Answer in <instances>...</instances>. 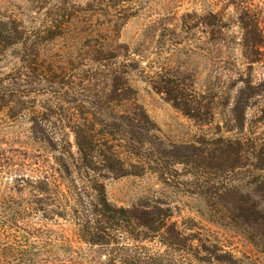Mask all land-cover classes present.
<instances>
[{"label": "rangeland", "instance_id": "obj_1", "mask_svg": "<svg viewBox=\"0 0 264 264\" xmlns=\"http://www.w3.org/2000/svg\"><path fill=\"white\" fill-rule=\"evenodd\" d=\"M241 7L264 29V0H0V21L24 31L28 49L37 51L50 80H62L64 101L61 111L53 112L51 131L63 144L66 163L76 165L66 178L75 181L80 217L93 220L106 243L89 247L79 240L77 227H64L76 248L67 258L83 264L108 259L133 264V256L140 259L136 264H227L224 251L232 256L230 264H264V251L222 227L205 200L228 185L252 192L255 173L247 165L253 160L231 177L212 171L207 162L210 152L218 154L221 139L239 138L250 146L264 134V33L240 31ZM210 11L219 13L223 33H210L213 25L204 18ZM21 50L0 56V78L18 65ZM163 81L173 85L182 105L200 114L197 120L156 90ZM136 108L154 125L149 144L143 143L152 157L143 160L147 165L128 156L126 136L112 119L131 116ZM29 127L28 119L14 122L0 114V192L29 174L27 167L16 166L30 161ZM72 127L89 141L84 151L92 164L81 159ZM192 147L199 156L185 165L170 156L176 148ZM101 193L111 208L127 212L124 220L99 214L95 204ZM131 212L156 219L157 225L136 227L127 219Z\"/></svg>", "mask_w": 264, "mask_h": 264}, {"label": "trees", "instance_id": "obj_2", "mask_svg": "<svg viewBox=\"0 0 264 264\" xmlns=\"http://www.w3.org/2000/svg\"><path fill=\"white\" fill-rule=\"evenodd\" d=\"M249 10L248 7L237 9L240 31L264 33L261 23L254 15L249 14ZM204 18L209 19L213 25L210 33L225 31L220 21H216L220 19L219 13L210 11ZM29 40V36L24 31H19L13 22L0 21V56L17 47L22 49L16 57L18 65L0 78V114L4 113L14 122L28 119L30 127L27 140H31L27 152L29 163L25 166L21 160L16 165L20 169L27 167L28 176L17 177L9 192H0V264H83L69 258V255L76 254V248L65 237L64 227H77L79 240L89 247H102L106 243H103L101 236L92 228L93 220L86 218V221H82L80 217L78 204L73 196L75 181L66 178L68 174L75 173L76 165L66 163L62 154L63 144L55 131H51L50 120L53 112L61 111V103L64 101L61 98L62 80L56 77L57 81H51L54 79L38 62L37 51L28 49ZM247 86L250 88L251 85ZM156 90L167 94L168 102L175 109L197 120L200 114L195 115L187 106L182 105L178 100L180 96L171 83L158 82ZM113 94L115 100L120 97L116 90ZM5 111L11 115L8 116ZM112 119L115 121V128H120V132L126 136L128 156L140 165H147L143 164V160H150L152 157L147 154L143 143L149 144L147 135L154 128L151 121L139 108H136L131 116ZM78 128L72 127V132L78 152L82 155L81 159H85L87 155L84 148H90L84 146H88L89 141L83 138L85 136ZM262 135L263 137L251 140L250 146L239 138L221 139L217 148L218 154L210 152L207 162L212 171L225 172V176L231 177L233 171L240 166H246L245 162L250 158L253 161L249 162L247 167H251L255 173L253 180L249 182L253 188L252 192L243 194L228 185L223 187V192L215 188V192H211L205 200L222 227L244 236L251 244L264 251V134ZM18 144L23 148L25 142L18 139ZM21 148H18L17 152H22ZM181 149H193V152L186 154ZM50 153L54 155L52 159ZM199 153V149L195 147L176 148V153L170 156L176 164L185 165L191 158H197ZM19 157L20 155L18 160ZM110 160L115 165H121L117 156ZM86 161L89 165L92 164L91 159L86 158ZM113 164L110 168H113ZM131 167L136 168L133 164ZM121 168L120 166L117 171L120 172ZM89 183L93 186L94 181ZM95 206L101 209L99 214L109 221H117L120 218L124 220L127 213L111 208L102 193L98 196ZM127 219L134 226L146 229L152 228L158 222L156 219L133 214ZM87 224L91 225L85 228ZM166 224V221H162V228ZM191 248L192 246L189 251ZM210 255L212 256L213 252H210ZM222 256L227 264L232 263L230 253L223 251ZM139 260L138 256L131 257L133 264ZM102 264H114V261L108 259Z\"/></svg>", "mask_w": 264, "mask_h": 264}]
</instances>
